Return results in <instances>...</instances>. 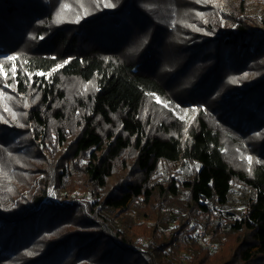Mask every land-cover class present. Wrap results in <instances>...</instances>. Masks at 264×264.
Here are the masks:
<instances>
[{
    "label": "trees",
    "instance_id": "obj_1",
    "mask_svg": "<svg viewBox=\"0 0 264 264\" xmlns=\"http://www.w3.org/2000/svg\"><path fill=\"white\" fill-rule=\"evenodd\" d=\"M212 1L0 0V264H264V131L251 175L220 137L264 130V5ZM155 96L199 107L186 138Z\"/></svg>",
    "mask_w": 264,
    "mask_h": 264
},
{
    "label": "rangeland",
    "instance_id": "obj_2",
    "mask_svg": "<svg viewBox=\"0 0 264 264\" xmlns=\"http://www.w3.org/2000/svg\"><path fill=\"white\" fill-rule=\"evenodd\" d=\"M232 2L233 4L238 5L239 2L244 3V8H246L247 6L251 7V9H249V15H253L256 14L258 11H260L262 9V5H264V0H213L210 5H214L216 7H218L221 11H224L227 8H230V3ZM248 8V7H247ZM218 13H220L219 11H217ZM177 13V19L178 22H181L186 26L189 22V19L187 16L191 15L193 12L188 11V10H179L176 12ZM188 29V27H187ZM126 42L122 43L120 45V47L122 48V46L125 44ZM185 54H187L186 52H184ZM189 55V52L188 54ZM199 57V56H197ZM200 58V57H199ZM62 65H60L61 67ZM60 67H56L54 68L55 71H57ZM184 67V64L181 66ZM199 67V64H198ZM53 70H51V72L47 73V77L55 72ZM189 73V71L187 72ZM4 77H6V75L4 74ZM30 77V75H29ZM5 79V78H4ZM180 78H177V80ZM176 80V81H177ZM10 84V82H8ZM17 85V84H16ZM26 86H28V84L25 83ZM195 85V82H194ZM2 89L5 90H10V94L13 95L16 90L14 88L11 87V85H7L6 82L2 84ZM223 87H219L217 90H222ZM175 93H185L184 90H177L175 91ZM186 94V93H185ZM35 94L31 93L30 88L28 87L26 89L25 92L22 93V95L20 96V98H22L23 101V105L26 106L29 105V103L32 102V98L34 97ZM187 95V94H186ZM189 95V93H188ZM15 97V95H14ZM158 97H154L153 98V103H155L157 106L162 107L165 111L169 112L170 115H173L178 121L180 125H182L183 128V136L186 138L187 136V131L189 130V128L193 125V123L196 120V117L199 114V107L196 109H192L190 106L186 105V104H174L172 107L170 105V103L168 102H164L162 101L160 98ZM16 99V97L14 98V100ZM8 101H13L12 98H10L9 96L7 97ZM86 102V99L84 98L83 103ZM26 108H28V106H26ZM160 111H163L160 108H157ZM219 111V109H218ZM164 112V111H163ZM165 113V112H164ZM218 113V112H217ZM166 114V113H165ZM211 115H213L212 113H210L209 111L206 110L205 113V117H210ZM227 126V127H226ZM228 125H225L224 127L221 126V141H223L224 143V151L225 154L227 155V157L232 161L233 163V167L241 170L242 172H245L247 175H251L253 169L256 168L257 164H259L258 162H261L260 159L255 155L256 154V150L255 148L251 149V146H249V144L254 145L255 141L258 140V142L262 139L263 137V131H259L257 132V134L251 138L250 136L248 137H243L241 136V132L240 129H230L228 128ZM18 140L14 139L12 141V143L16 144ZM257 142V143H258ZM256 143V145H257ZM261 143V142H260ZM255 147V146H254ZM24 147H21L19 149V154L22 153L24 151ZM26 157V161H29L31 158L33 157ZM248 157H251V161H249ZM19 161V159H17ZM20 162V161H19ZM18 162V169L23 171L24 168H26V165H21ZM35 164V163H34ZM264 165V164H263ZM196 167V165H192L191 163H180L179 166H176V168L174 169L175 174H178L179 176L182 177H188V175L191 173L192 169H194ZM166 171V168L161 166L158 169V172H161L162 174H164ZM19 178V177H18ZM13 183L15 185H19L17 181L13 180ZM73 196H80L84 201H88V203L90 202V198L89 196L86 195V192H74L72 194ZM252 197V191H250L248 188L244 187L241 184L238 183H234L233 186L231 187L230 193H229V198H228V203L225 207H222V209L220 211H223L224 213V219L222 218V226L224 229H226V232L229 231V227L228 225H224L227 224L226 222V218H239V214L240 212H244L245 211V205L248 201V199H250ZM92 202V200H91ZM229 214H234V216L229 215ZM200 234H202V232H200ZM227 236V234H226ZM208 239V236L205 238V240ZM227 239V243L230 246H233L235 243H237V241L240 239L238 234H232L229 237H226ZM147 242L148 240L146 238H139L138 243H142V242ZM209 247L212 248V250L216 249V244L214 243H210Z\"/></svg>",
    "mask_w": 264,
    "mask_h": 264
},
{
    "label": "snow or ice",
    "instance_id": "obj_3",
    "mask_svg": "<svg viewBox=\"0 0 264 264\" xmlns=\"http://www.w3.org/2000/svg\"><path fill=\"white\" fill-rule=\"evenodd\" d=\"M64 7H67V6H64ZM105 7H112V5L107 3V2H105ZM56 22H59V17H58ZM16 59H17L16 57H8L9 61H14ZM57 67H60V66H57ZM53 71H55V69H53ZM37 75H44V73H37ZM233 82H235V81H233ZM248 159H249V161H251V157H248Z\"/></svg>",
    "mask_w": 264,
    "mask_h": 264
}]
</instances>
